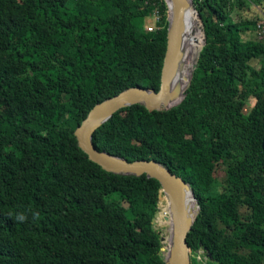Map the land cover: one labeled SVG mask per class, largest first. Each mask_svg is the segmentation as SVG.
I'll use <instances>...</instances> for the list:
<instances>
[{
    "label": "trees",
    "instance_id": "obj_1",
    "mask_svg": "<svg viewBox=\"0 0 264 264\" xmlns=\"http://www.w3.org/2000/svg\"><path fill=\"white\" fill-rule=\"evenodd\" d=\"M193 5L205 44L193 72L199 30L182 104L124 108L93 141L190 183L201 206L192 264L201 249L208 264H264V41L248 39L264 0ZM157 6L161 27L149 33ZM167 13L164 0H0V264H166L160 181L107 172L74 132L128 88L159 91ZM159 223L169 239L167 203Z\"/></svg>",
    "mask_w": 264,
    "mask_h": 264
},
{
    "label": "water",
    "instance_id": "obj_2",
    "mask_svg": "<svg viewBox=\"0 0 264 264\" xmlns=\"http://www.w3.org/2000/svg\"><path fill=\"white\" fill-rule=\"evenodd\" d=\"M164 1L168 8L167 19L169 27L167 50L163 62L159 91L132 87L104 100L94 106L75 130L74 135L77 138L79 147L85 154H88L90 160L99 164L107 172L122 176L142 177L147 175L149 178L160 181L163 203H169L171 206L175 222V230L168 248L165 243L166 237H162L161 233L158 232L162 242V256L166 264H192L188 239L201 212V206L190 183L156 160L130 162L126 158L99 150L93 141L96 131L124 108L143 105L150 112L171 110L180 106L186 98L193 74H191L187 85L183 89L177 83V78L186 47L183 35L185 34L186 21L190 10L195 12L203 34L201 49L195 60L193 72L196 68L199 54L205 44L203 23L193 5V0ZM262 149L264 152V140ZM189 198L194 201L193 208H190ZM160 214L159 208L156 219L160 217Z\"/></svg>",
    "mask_w": 264,
    "mask_h": 264
},
{
    "label": "bare ground",
    "instance_id": "obj_3",
    "mask_svg": "<svg viewBox=\"0 0 264 264\" xmlns=\"http://www.w3.org/2000/svg\"><path fill=\"white\" fill-rule=\"evenodd\" d=\"M193 14H195V12L190 10V13H188V17H187V21H186L185 34L183 35L184 39L186 41V47H185V52H184L183 59H182V66L180 67V70L178 72V78H177V83L180 85V87L182 89L187 85V82H188V80L190 79V76H191V74H190V64L192 62V57L190 55V49L192 48L193 40H194V37H195V34L192 33V28L194 27L196 29L201 30L200 29V22L198 21L197 23H194L192 21V15ZM202 37H203V34L201 32V37L198 39V41L201 42V43H202ZM199 51H198V53H199ZM198 53L196 54L195 60L197 58ZM194 65H195V62L193 64V66H192L193 69H194ZM192 74H193V72H192ZM167 204L169 205V203H167ZM189 205H190V208H193L194 201H193L192 198H189ZM169 210H170V216H171V226H170L169 239L166 238V240H168V242L170 243V239L173 236V231L175 230V222H174L173 211H172V208H171L170 205H169ZM160 218H161V214H160ZM161 235H162V237L164 236L163 232L161 233Z\"/></svg>",
    "mask_w": 264,
    "mask_h": 264
},
{
    "label": "rangeland",
    "instance_id": "obj_4",
    "mask_svg": "<svg viewBox=\"0 0 264 264\" xmlns=\"http://www.w3.org/2000/svg\"><path fill=\"white\" fill-rule=\"evenodd\" d=\"M231 17H232V19L235 21V19H236V21H237V15H235L234 13H233V15H231ZM192 21L194 22V23H197L198 21H197V18H196V15L195 14H193L192 15ZM146 22L148 23V24H153L154 23V20H153V17H150V18H148L147 20H145V22L143 23V27L145 28L146 27ZM140 25H142V23H140ZM254 33H250V37L248 38L250 41H254V39L253 38H256V32L255 31H253ZM192 33H194L195 34V37H194V40H193V44H192V48L190 49V55H191V57L193 56V54H194V48H195V44H196V41H197V38H198V36H199V29H196V28H192ZM256 33V34H255ZM253 100H251L250 101V105H253ZM223 179H224V173L223 172H221L220 173V175H219V180L220 181H223ZM161 202H164L163 200L161 201ZM163 205H166L165 203H160V205H159V208H160V213L162 212V209H163ZM163 226H165V225H161L160 223H159V218L158 219H156V221H155V228H156V230H157V232H166V229H165V227H163ZM167 226V225H166ZM168 248V247H167ZM198 255H199V261H200V264H208V260H209V258L207 257V253H206V251L204 250V249H201L200 250V252L199 253H197Z\"/></svg>",
    "mask_w": 264,
    "mask_h": 264
},
{
    "label": "built area",
    "instance_id": "obj_5",
    "mask_svg": "<svg viewBox=\"0 0 264 264\" xmlns=\"http://www.w3.org/2000/svg\"><path fill=\"white\" fill-rule=\"evenodd\" d=\"M154 23L153 24H148L146 22V31L149 33H152L154 31H157L161 26V20H162V14H161V10L160 7H156L154 10V13L152 15ZM255 32L257 33L256 36L259 40L264 41V17L261 18L258 23L255 26ZM162 201V200H161ZM163 203V202H160Z\"/></svg>",
    "mask_w": 264,
    "mask_h": 264
},
{
    "label": "clouds",
    "instance_id": "obj_6",
    "mask_svg": "<svg viewBox=\"0 0 264 264\" xmlns=\"http://www.w3.org/2000/svg\"><path fill=\"white\" fill-rule=\"evenodd\" d=\"M32 215H33L34 219H38L39 218V213H37V212H33ZM26 219H27V216L25 214H23V213H17L15 215V220H17V221L23 222Z\"/></svg>",
    "mask_w": 264,
    "mask_h": 264
},
{
    "label": "crops",
    "instance_id": "obj_7",
    "mask_svg": "<svg viewBox=\"0 0 264 264\" xmlns=\"http://www.w3.org/2000/svg\"><path fill=\"white\" fill-rule=\"evenodd\" d=\"M256 36V35H255ZM256 38H257V36H256Z\"/></svg>",
    "mask_w": 264,
    "mask_h": 264
}]
</instances>
